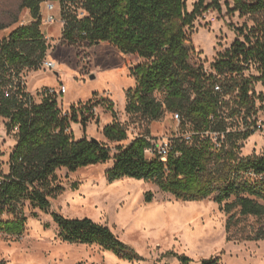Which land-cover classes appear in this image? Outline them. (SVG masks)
Instances as JSON below:
<instances>
[{"label":"trees","instance_id":"trees-1","mask_svg":"<svg viewBox=\"0 0 264 264\" xmlns=\"http://www.w3.org/2000/svg\"><path fill=\"white\" fill-rule=\"evenodd\" d=\"M45 1L23 0L21 7L29 9L33 20L0 40V117L16 138L8 171L0 170V233L21 236L25 232L28 204L48 212L52 199L63 189L58 181L60 169L73 172L110 160L114 163L107 171L109 181L135 178L152 182L183 201L213 199L229 214L227 232L250 216L264 218V155L240 156V134L228 132L222 113L223 93L236 90L238 109L249 111L254 106L250 85L240 84L238 75L249 61L264 65V42L258 40L250 47L236 42L214 63L222 82V91H216V76L190 62L195 48L189 29L199 9L190 12L188 0H48L60 4L64 44L89 49L108 42L124 54L143 59L131 69L136 85L126 93L127 113L148 123L160 120L166 111L180 114L183 132L171 139L166 160L148 153L156 148L149 132L127 145L119 144L112 155L106 143L87 136L76 139L71 130L73 122L87 125L93 105H110L108 97L95 93L65 112L50 87L41 92L40 101L27 89L25 72L39 69L51 48L42 30ZM233 1L242 14L264 12V0ZM5 28L0 23V30ZM83 54L80 51L78 56ZM113 116L115 120L103 132L109 141L122 143L128 131L115 110ZM188 133L190 141L184 138ZM153 198L154 193L148 191L145 200ZM53 218L64 241L97 244L129 261L142 259L109 226L92 218H69L57 212ZM241 239L264 240V223L250 232L243 228ZM174 255L183 264L192 260ZM220 262V257H211L201 264Z\"/></svg>","mask_w":264,"mask_h":264},{"label":"rangeland","instance_id":"rangeland-1","mask_svg":"<svg viewBox=\"0 0 264 264\" xmlns=\"http://www.w3.org/2000/svg\"><path fill=\"white\" fill-rule=\"evenodd\" d=\"M22 1L0 0V23L6 26L0 30V40L20 24L33 20L29 9L21 7ZM216 1H187L190 12L199 9L189 29L195 48L190 62L202 66L208 75L216 76V81L222 85L214 63L236 42H243L247 47L258 40L264 42V12L242 14L235 9L233 0ZM46 2L48 0L42 4V30L52 37L47 38L51 48L45 60L54 61L55 67L42 65L37 70H27L25 82L29 90L38 91L37 96L33 95L38 101L45 88L60 90L65 86L67 93L57 95L65 112L73 104L86 103L95 93L111 100L110 105L97 103L92 106L87 113L91 116L86 126L81 121L71 124L76 139L97 138L106 143L114 155L119 144L127 145L148 132L155 144L183 132L181 122L173 116L176 112L166 111L160 120L152 123L127 113L126 93L136 85L131 69L142 62V58L124 54L108 42L89 49L64 44L58 2H54L55 21L52 23L46 22L49 13ZM80 51H84L82 57L78 56ZM238 81L250 85L254 106L249 111L245 107L238 109L239 90L223 93L222 113L227 118L228 132L240 134L237 139L240 156H262L263 63L259 60L246 63ZM113 110L128 131V139L122 143L109 141L103 132L104 127L115 120ZM6 123V119L0 117V170L4 172L8 171L10 154L16 144L14 133H8ZM246 132L250 134L244 137ZM113 163L110 160L73 172L60 169L58 181L63 189L52 199L48 212L28 204L25 232L21 236L0 233V264H183L174 254L188 256L192 259L189 264H201L203 259L211 257H220V264H264V240L241 239L243 228L250 232L264 223V218L250 216L227 232L229 214L213 199L183 201L161 191L152 182L135 178L109 181L107 171ZM148 191L154 193L151 202L145 200ZM54 212L69 218L89 217L109 226L142 259L129 261L97 244L64 241L54 221Z\"/></svg>","mask_w":264,"mask_h":264},{"label":"built area","instance_id":"built-area-1","mask_svg":"<svg viewBox=\"0 0 264 264\" xmlns=\"http://www.w3.org/2000/svg\"><path fill=\"white\" fill-rule=\"evenodd\" d=\"M46 6L47 9L49 11L48 15L46 16V22L47 23H52L55 21V16L52 14L53 10L55 9V3L48 1L46 2ZM43 65L46 68H54L55 67V63L52 60H45L43 62ZM214 89L216 91H222V87L220 83H215ZM67 92V88L65 86H62L60 88V90H56L55 88H50V93H57V95L60 94H64ZM173 116L175 117V119H177L178 121H180V114L179 113H173ZM184 138L187 139L188 141L192 140V134L188 133L184 135ZM218 146H220V144L218 143ZM172 149V142L169 139H164L161 142H159L158 144H156V148L155 149H150L148 150V153L150 154H155L157 153L158 155H160L164 160H166L168 154L170 153Z\"/></svg>","mask_w":264,"mask_h":264},{"label":"crops","instance_id":"crops-1","mask_svg":"<svg viewBox=\"0 0 264 264\" xmlns=\"http://www.w3.org/2000/svg\"><path fill=\"white\" fill-rule=\"evenodd\" d=\"M58 5H59V7H60V4L58 3ZM55 7H56V4H55ZM60 12H61V8H60ZM60 17H61V14H60ZM61 22V27H62V30H63V25H64V22L61 20L60 21ZM62 35V34H61ZM47 38H50V37H52V35L50 34V33H47ZM62 37V36H61ZM26 85H27V82H26ZM27 89H28V91L29 92H31L33 95H36L37 96V92H33V91H31V90H29V88H28V86H27ZM67 93V92H66ZM38 101H40V100H38Z\"/></svg>","mask_w":264,"mask_h":264},{"label":"water","instance_id":"water-1","mask_svg":"<svg viewBox=\"0 0 264 264\" xmlns=\"http://www.w3.org/2000/svg\"><path fill=\"white\" fill-rule=\"evenodd\" d=\"M91 78H95V75H91Z\"/></svg>","mask_w":264,"mask_h":264},{"label":"bare ground","instance_id":"bare-ground-1","mask_svg":"<svg viewBox=\"0 0 264 264\" xmlns=\"http://www.w3.org/2000/svg\"><path fill=\"white\" fill-rule=\"evenodd\" d=\"M126 178V177H125Z\"/></svg>","mask_w":264,"mask_h":264}]
</instances>
